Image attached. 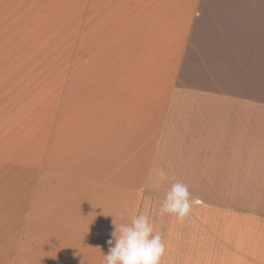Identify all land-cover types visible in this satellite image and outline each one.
Listing matches in <instances>:
<instances>
[{
  "label": "crops",
  "instance_id": "obj_1",
  "mask_svg": "<svg viewBox=\"0 0 264 264\" xmlns=\"http://www.w3.org/2000/svg\"><path fill=\"white\" fill-rule=\"evenodd\" d=\"M72 1L0 0V225L18 186L23 208V154L39 144L41 99L55 97V40L70 29ZM137 1L133 35L120 40L128 4V26H113L110 56L97 63L94 152L80 162V191L96 208L148 215L171 263L200 240L224 251L218 264H243L227 252L237 249L264 264V0ZM157 165L168 175L158 185ZM174 182L193 201L183 221L160 212Z\"/></svg>",
  "mask_w": 264,
  "mask_h": 264
},
{
  "label": "rangeland",
  "instance_id": "obj_2",
  "mask_svg": "<svg viewBox=\"0 0 264 264\" xmlns=\"http://www.w3.org/2000/svg\"><path fill=\"white\" fill-rule=\"evenodd\" d=\"M141 3L137 0L72 1L70 29L55 40L61 42L56 43L55 97L50 98V105L46 98L41 99L39 118L32 121L33 125L37 121L40 124L39 144L25 148L23 154V208L19 202L22 187L18 186L17 193L8 195L7 213L2 215L0 249L6 256L0 258V264H105L104 254L110 247L107 240L113 239L114 246L112 234L117 226L133 218V208H96V199L87 201V193L80 191L78 170L81 160L94 152L98 60L110 56L113 26H128V4L130 31L120 33V40L133 35L131 28L142 17L138 7ZM22 129L29 130L26 123ZM24 137L27 140L28 134ZM36 152L40 155L38 181L30 176L36 167ZM37 188L39 199L33 204L32 196ZM9 196L11 199L14 196L12 203ZM161 236L165 243V236ZM191 243L188 251L183 247L184 257L173 258L171 263L167 261L169 256L164 255L161 264H218L224 258V251L210 250L208 241L192 240ZM227 252L229 256L237 252L231 255V260L237 256L244 260L243 264H256L258 258L242 257L240 249Z\"/></svg>",
  "mask_w": 264,
  "mask_h": 264
},
{
  "label": "clouds",
  "instance_id": "obj_3",
  "mask_svg": "<svg viewBox=\"0 0 264 264\" xmlns=\"http://www.w3.org/2000/svg\"><path fill=\"white\" fill-rule=\"evenodd\" d=\"M150 179L158 185L166 182L168 175L157 165L153 167ZM192 204L188 186L174 182L161 201L160 212L183 221L191 212ZM112 235L115 242L112 246L113 239L107 240L110 247L104 254L105 264H161L166 252L165 243L148 215H135L129 223L117 226Z\"/></svg>",
  "mask_w": 264,
  "mask_h": 264
}]
</instances>
